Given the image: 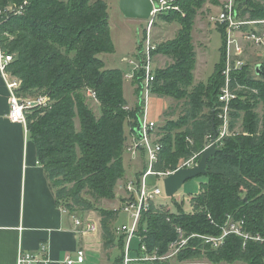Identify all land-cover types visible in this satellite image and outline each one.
Segmentation results:
<instances>
[{"label": "trees", "instance_id": "trees-1", "mask_svg": "<svg viewBox=\"0 0 264 264\" xmlns=\"http://www.w3.org/2000/svg\"><path fill=\"white\" fill-rule=\"evenodd\" d=\"M25 1L28 4L22 15L2 13L0 21L1 31L10 34L2 38V43L4 50L15 56L10 70L22 81L20 94L50 99L46 107L27 114L29 136L58 205L69 215L83 218L97 212L103 249L107 252L119 246L121 255L113 262L120 263L124 236L114 231L118 213L98 204L114 200L119 182L125 179V124L128 122L134 133L142 107L140 103L135 109H125V73L105 68L99 57L114 51L108 4L106 0H0V11ZM205 3L178 0L176 5L184 8V15L173 11L174 15L159 16L178 21L180 30L174 41L156 51L173 63L155 73L153 95L176 100L181 109L175 118L177 108H168L164 124L157 130L163 150L154 166L156 172L175 170L180 159L202 152L207 137L219 127L216 107L223 84V28L219 29L223 35L220 61L213 76L208 85L193 86L196 52L192 31ZM236 4L240 17L264 20V0H237ZM136 77L140 97L143 73ZM237 80L250 88L239 93L231 112L230 129L234 130L241 120L242 131L217 144L218 151L207 163V182L192 198V213L152 207L143 215L140 234L149 251L166 253L178 239L180 228L189 238L178 256L181 261L264 264V244L250 242L244 248L240 238L230 236L220 249L212 250L200 237L191 238L195 234L221 235L228 215L245 219L250 231L264 236V113L257 111L264 105V62L260 75H252L247 66ZM87 88L97 93L99 117L87 102Z\"/></svg>", "mask_w": 264, "mask_h": 264}, {"label": "built area", "instance_id": "built-area-1", "mask_svg": "<svg viewBox=\"0 0 264 264\" xmlns=\"http://www.w3.org/2000/svg\"><path fill=\"white\" fill-rule=\"evenodd\" d=\"M153 11L148 22V30L146 39L143 41V49L140 52V57L131 59L124 58L123 62L130 67V72L125 73V79L131 80L138 72L143 73L142 88L140 94V103L142 107L141 122L143 124V138L139 139L135 133L132 135V142L126 149L135 154L138 150L143 152L147 161L145 162V171L137 181V188L133 186L132 180L125 186V202L122 210L130 214L133 220L131 226L122 225L115 227L117 236H124V246L122 250V260L120 263L112 264H245L243 262H211L208 260H179L178 256L187 246L189 238L185 237L182 229L177 228L178 239L169 245L166 253L160 254L158 250L149 251L148 247L143 242L144 237L140 234V224L143 215L152 207L161 209L156 206V203L163 198L165 193L164 179L175 171L182 168H193L198 165L201 156L205 150L212 145L217 146L221 141L230 135L236 134V129L231 130V112L233 111V103L239 98V93L243 90H250L246 85L238 82V75L248 66L251 50H255L256 55L262 56L264 53V20H249L240 17L234 0H227L221 8L220 13L215 16H210V23L214 24L219 30L224 31V68L222 71L223 84L220 87L218 95V111L219 129L217 131V139L212 143L213 135L207 137V145L202 152L194 154L184 161L175 169L166 172H156L154 166L159 161L160 154L163 150V145L159 137L154 133L157 128L155 122H150L148 118V110L150 98L153 94V84L155 81V71L153 70L151 52L155 47L151 44V29L155 24V19L169 9H175V0H151ZM28 2L23 4H11L0 15L13 14L22 15ZM177 9V8H176ZM2 22L0 21V75L9 92V118L13 123H19L27 127V114L35 108L46 107L50 103L47 96H22L20 89L22 81L15 76L11 70V64L14 62L15 56L7 53L3 48L2 38L6 31H1ZM262 52V54H261ZM264 56V55H263ZM255 67H250L252 75L257 76ZM254 91V90H253ZM87 98L94 101L97 100V93L90 88L85 89ZM28 129V128H27ZM156 176L162 178L161 184L154 187H149L148 178ZM162 185V186H161ZM178 194L174 198H178ZM181 203L182 199H178ZM184 197V201L186 202ZM189 203V199L187 200ZM193 212V205H190ZM65 212L67 210L63 208ZM74 222L77 234L82 237L91 234H97L101 230V224L90 218H83L76 215H71ZM209 218H211L209 216ZM235 236L242 240L245 248L248 243L254 242L264 244V236L255 234L248 229L245 219H234L231 215L227 216L226 221L221 226V235L219 236H199L205 244L209 245L212 250L220 249L228 237ZM135 238L139 240V248L132 249V243ZM87 251L84 248L77 249L72 254H67L57 264H88ZM17 264H54L47 256V246L42 245L38 253L21 252Z\"/></svg>", "mask_w": 264, "mask_h": 264}, {"label": "rangeland", "instance_id": "rangeland-1", "mask_svg": "<svg viewBox=\"0 0 264 264\" xmlns=\"http://www.w3.org/2000/svg\"><path fill=\"white\" fill-rule=\"evenodd\" d=\"M177 1L178 0H175L174 2V6L177 9H169L168 11L164 12L166 13V15H174L173 11L179 12L183 15L185 14L182 10L184 8H181L176 5ZM236 1L237 0H234L235 6L237 5ZM106 2L109 7V22L111 29V38L114 44V51L108 54H101L99 55V57L104 61L105 68L122 69L124 73H128L131 69L127 63L123 62V59L140 57L139 44L140 42H142L141 48L143 49V41L144 39H146L144 35H146L147 33L149 24L147 21L130 20L125 18L119 9V0H106ZM226 2L227 0H206L205 5L202 7V9L199 10V13L195 19V25L192 31L193 44L196 52V67L194 69L193 82L194 87L197 86L199 83L208 85L211 77L214 74L216 64L220 61L221 47L223 45V35L214 24L210 23L209 19L210 16L218 15L220 13L221 8ZM242 2H244V0H242ZM159 16L155 19V24L151 29V44L155 47V49L151 52L153 60L152 67L155 73L173 63L172 59L164 55V53L156 51L157 49H159L160 46L167 45L174 41L180 30V25L178 21L170 19L167 20L163 18L164 16ZM4 37L9 38L10 34L7 32L4 34ZM254 51L255 50H251L250 55H248V57L250 56V60L248 61V66L250 67L262 65L264 62V53L262 54L261 52L262 56H260L256 55ZM136 78L137 77L135 75L133 79H125L124 81V94L128 102V105L125 107L126 110L135 109L140 104V100L138 97L139 85ZM87 102L90 108L94 111L95 115L99 117L101 115V106L99 102L89 98H87ZM172 106L177 108V113L175 115V118H177V116H179L181 108L176 100H173L171 98H160L152 94L149 103L148 118L150 122H155L157 124V128L155 129L154 133H157L159 127L164 124V113L167 111L168 108ZM257 111L260 115H262L264 113V105H260ZM77 126L79 127V124H77ZM235 129L236 133H240L242 131L241 120L238 122ZM125 130L126 135L128 134L127 138L129 137L131 139L130 133H133V131L128 122H126L125 124ZM227 137L229 136H226L225 138ZM131 142L132 139L128 143L130 144ZM129 144H127L126 147ZM146 161L147 159L145 155L140 150L133 154L132 151L126 149L124 153V165L126 168L124 182H121L117 186L116 197L114 200H102L98 204L99 207L103 209L116 211L118 213V219L114 224V227L122 225L131 226L133 224V220L130 218V214L122 210V206L125 202V186L129 181L132 180L134 184L133 186L137 188L138 173H144V163ZM183 161L184 159H180L178 166ZM126 177L130 180L128 181ZM161 180L162 178L160 177L150 176L148 178V185L149 187H154L157 184L160 185ZM206 182L207 179L205 176H200L189 180L177 193L179 195L178 198H168L165 195L158 201V203H156V206L161 209H168L171 213H179L180 210L181 213L189 215L192 211L190 207L192 203V198L196 197L199 194L202 184H205ZM120 186L121 188L123 187V189H119ZM184 197L187 200L189 199L190 203L187 200L185 202ZM178 199H182V202L180 203ZM86 218L96 220L98 223H100L101 221V217L97 212L87 213ZM145 227L146 224L144 226V229ZM137 248H139V240L138 238H135L132 243V249L136 250ZM99 253L101 254V257H103L102 250H100ZM119 255H121V251L118 246V248L107 251L106 254H104V260H107V258L116 259ZM93 256L94 262L101 263L99 255L97 256L94 254Z\"/></svg>", "mask_w": 264, "mask_h": 264}, {"label": "crops", "instance_id": "crops-1", "mask_svg": "<svg viewBox=\"0 0 264 264\" xmlns=\"http://www.w3.org/2000/svg\"><path fill=\"white\" fill-rule=\"evenodd\" d=\"M9 111V92L0 75V264H17L21 252L38 253L42 245L54 264L79 248L87 251L88 264L114 263L104 260L100 232L77 234L72 216L57 203L27 127L13 123ZM94 254L101 263L93 261Z\"/></svg>", "mask_w": 264, "mask_h": 264}, {"label": "water", "instance_id": "water-1", "mask_svg": "<svg viewBox=\"0 0 264 264\" xmlns=\"http://www.w3.org/2000/svg\"><path fill=\"white\" fill-rule=\"evenodd\" d=\"M119 9L123 16L130 20L148 21L153 11L151 0H119ZM256 73L260 75L261 65L256 66ZM143 124L139 120L134 129L135 135L143 138ZM217 139V131L213 130L212 143ZM218 151L215 145L205 150L201 156L200 162L193 168H182L175 171L164 179L165 193L168 198H173L183 187V185L194 178L207 175V163L211 156Z\"/></svg>", "mask_w": 264, "mask_h": 264}, {"label": "bare ground", "instance_id": "bare-ground-1", "mask_svg": "<svg viewBox=\"0 0 264 264\" xmlns=\"http://www.w3.org/2000/svg\"><path fill=\"white\" fill-rule=\"evenodd\" d=\"M158 164V163H157Z\"/></svg>", "mask_w": 264, "mask_h": 264}]
</instances>
